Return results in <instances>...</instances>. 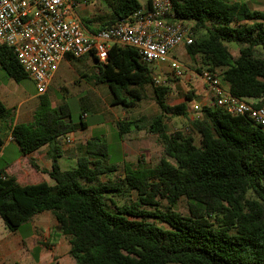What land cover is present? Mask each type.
Here are the masks:
<instances>
[{
    "label": "trees",
    "instance_id": "1",
    "mask_svg": "<svg viewBox=\"0 0 264 264\" xmlns=\"http://www.w3.org/2000/svg\"><path fill=\"white\" fill-rule=\"evenodd\" d=\"M104 2L110 13L82 19L91 33L144 7L140 0ZM172 2L176 16L193 24L194 42L186 50L199 63L198 71L220 69L233 95L264 107V10L244 0ZM230 43L240 45L237 56ZM95 59L97 68L85 78L106 84L113 105L134 107L153 86L160 112L121 120L117 127L119 137L132 130L156 134L163 156L155 166L110 163L108 144L94 137L84 143L77 166L63 169V138L88 127L86 112L75 122L68 103L54 106L45 93L33 120L13 125L14 110L0 99V118L11 123L23 154L50 146L52 168L42 170L55 181L23 184L0 167V215L7 228L16 231L35 214L52 211L70 237L76 264H264V126L248 114L204 105L187 129L171 133L169 119L189 114L187 102H168L170 81L155 86L150 64L132 47L114 45L106 62ZM0 68L18 83L29 78L5 44H0ZM195 97L189 90L187 101ZM3 143L0 136V149ZM131 191L136 200H116ZM181 197L188 200V215L176 210ZM160 199L169 204L167 210L147 208L159 206Z\"/></svg>",
    "mask_w": 264,
    "mask_h": 264
},
{
    "label": "built area",
    "instance_id": "2",
    "mask_svg": "<svg viewBox=\"0 0 264 264\" xmlns=\"http://www.w3.org/2000/svg\"><path fill=\"white\" fill-rule=\"evenodd\" d=\"M74 7L72 0H0V44L13 48L39 95L47 93L65 57L79 59L92 55L106 62L114 45L136 49L148 64H168L175 78L185 74V65L175 52L193 44V24L176 16L172 0H151L149 6L98 33L87 29ZM200 76L215 96L208 106L248 114L256 124L264 126V107H255L233 95L223 85L220 69L214 72L203 69ZM153 80L155 86L166 84L155 72ZM201 108L198 103L192 106V120L199 117ZM63 143L71 145L72 137L67 134Z\"/></svg>",
    "mask_w": 264,
    "mask_h": 264
},
{
    "label": "crops",
    "instance_id": "3",
    "mask_svg": "<svg viewBox=\"0 0 264 264\" xmlns=\"http://www.w3.org/2000/svg\"><path fill=\"white\" fill-rule=\"evenodd\" d=\"M72 1H74L75 3L78 2V0ZM149 1L150 0H146V2L142 4L146 6ZM77 16L79 17L78 14ZM178 54L183 55L187 60L186 62H184L181 59V61L185 65L186 74V72L189 70L186 63L189 61V59L191 60L192 58L188 54L186 48L183 47H180L175 52V55L180 59ZM79 59L82 60L80 67L83 69V72L81 73V76L85 77V73L87 70L92 72V70L96 69L98 66V61L92 55H86ZM73 66L75 65L73 64L72 59L68 58L67 56L60 62L58 69L53 76L47 94L50 95L54 106L58 105L54 104L53 97L50 94V88L55 80V76L58 75L60 70L62 71L63 76H67L69 68ZM161 69L162 74L160 76H162L166 80V84L168 83L167 81H170L168 85L171 86V90L168 95V102L171 105L187 102L188 114L192 116V114H190V111L194 104L198 103L202 106L212 104L215 96L201 79L200 72L199 74L191 72L193 75L191 73H188V76L192 77L189 78V80L192 81L193 79L195 82L199 83L198 89L196 88L195 90L196 97L191 101H187L186 98V100H183L182 102L179 101L176 103H171L170 99L173 95V86H176L178 84V80H176V78L172 75L168 64L162 65ZM13 81L16 83L13 84L14 82H11L9 86L0 88V99L7 108H11L14 110L12 122L13 125L17 123H29L33 120L35 113L40 108L41 95H39L37 91L29 96L24 95L25 92L23 91L24 89L22 85L15 80ZM87 82L93 84L94 86H105L109 89L106 84L96 83L94 79ZM223 85L230 89L229 83L225 80H223ZM109 93L111 98V105L120 106L112 104L114 97L110 89ZM144 100L145 99L138 101L137 105L134 107H137ZM189 105H191V109ZM121 107L126 112H130V110H128L130 107ZM87 118L88 116L86 115L85 119L88 122ZM137 118L127 120H134ZM121 120L124 119L116 120V127L117 123ZM108 123L111 122H109V120L104 116V120L98 123H94L93 125L88 124V127L86 129H77L76 131L68 133V135L72 137L73 143L71 145L63 144V153L59 157V164L61 165V167L63 169L76 167L78 157L84 154V143L89 139L97 137L95 133L97 129L106 130V126ZM10 125L11 123L8 124L4 119L0 118V136L3 138L4 142L0 149V167L5 166L6 172L10 175L15 176L18 181L23 184L37 183L40 181H47L52 185L55 184V181L49 176V174L43 171L51 170L52 168V160L49 155L50 146L44 145L35 152H32L30 154H23L18 143L12 137L11 129L9 127ZM130 133L125 134L120 138L124 146V161L134 162L138 156L137 153L130 156L128 150V140H132V138L128 136ZM100 137L103 138L109 146L107 133L100 135ZM82 139H84V141L80 143L78 151L70 148L76 145V142L78 140L81 141ZM135 139H138V137ZM33 161L36 162L40 169H37L32 164ZM69 239L70 237L62 232L56 216L50 210L35 214L30 220L23 223L16 231H10L0 215V264H76L74 257L70 254Z\"/></svg>",
    "mask_w": 264,
    "mask_h": 264
},
{
    "label": "rangeland",
    "instance_id": "4",
    "mask_svg": "<svg viewBox=\"0 0 264 264\" xmlns=\"http://www.w3.org/2000/svg\"><path fill=\"white\" fill-rule=\"evenodd\" d=\"M140 1L142 3L146 2V0ZM244 1H248L252 8L264 10V0ZM74 9L81 20H84L85 18L92 15L110 13V9L108 8L104 0H78V2L75 3ZM229 47L233 55L237 56L239 54L240 45L236 43H230ZM178 55L180 57V60L182 59L184 62L187 61L183 55ZM198 60L200 61V58ZM72 62L75 66L69 68L67 76H63L61 70L59 71L58 75L55 76V80L50 88V94L53 97L54 104L59 105L64 102L68 103V105L72 109L73 119L75 122H80L81 114L83 113V111H85L88 116L87 119L89 125H93L94 123H98L104 120L105 116L109 120V122H111L106 126L107 131L97 129L95 133L97 137H100V135L107 133V140L109 141V151L111 155L109 161L110 163L121 164L124 161V146L121 142V138L119 137V129L115 126V122L119 119H133L137 117L139 118L141 116L151 118L157 115L160 112V109L155 101V96L153 94L154 88L152 85L147 86L145 89V100L142 101L137 107H130L128 109L130 110V112H126L121 106L111 105L110 93L107 87L94 86L93 84L87 82L92 80H87L84 76H81V73L83 72V69L80 67L82 62L81 59H72ZM188 62L186 63V65L189 70L182 76L183 78L181 80H178V84L176 86H173V95L170 99L171 103H176L179 101L182 102L183 100H186V95L188 94L189 90H196V88L198 89L199 83L195 82L193 79L192 81L189 80V78L192 77H189L188 73L192 72L195 74H199V63L195 62L193 59H189ZM161 66L162 65L158 63H150L149 65L152 71L158 75L162 74ZM89 73L91 72L87 70L85 74ZM11 82H14L13 79L8 76L7 72L4 69L0 68V88L9 86ZM15 83L16 82H14L13 84ZM20 84L24 89V95L29 96L37 91L35 83L30 78H25L20 82ZM189 106L191 109V105ZM189 118H186L184 116H176L169 119L170 132L172 133L177 130L187 129L190 125V120H192L191 115H189ZM128 136L132 138V140H128V150L130 156H132V154L134 155L135 153H137L138 156L134 163L138 164L139 166H155L164 154V147L160 142L159 137L147 130H133ZM137 137L138 139H135ZM196 139L198 142V136ZM82 141H84V139H82L81 141L78 140L76 142V145L70 148L78 151L79 145ZM118 173L121 174L122 170L120 169ZM136 198L137 193L135 191H131L128 192L125 197H116V200H120V202H123L125 200L134 201L136 200ZM168 205L169 204L166 200L160 199L159 206L147 208L149 210H155V208H159L160 210H167ZM176 210L183 215L189 214V205L186 197H181V199L178 201ZM150 220L158 221L157 219L152 218H150ZM162 225L166 226L165 224Z\"/></svg>",
    "mask_w": 264,
    "mask_h": 264
}]
</instances>
